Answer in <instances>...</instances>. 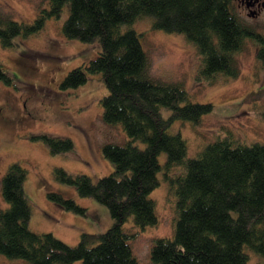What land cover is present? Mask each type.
Returning <instances> with one entry per match:
<instances>
[{
    "label": "trees",
    "instance_id": "trees-1",
    "mask_svg": "<svg viewBox=\"0 0 264 264\" xmlns=\"http://www.w3.org/2000/svg\"><path fill=\"white\" fill-rule=\"evenodd\" d=\"M64 7L68 12L63 34L86 42L96 40L100 51L86 65L68 71L61 86L77 87L86 82L88 73L99 74L107 90L99 100L101 118L121 125L129 138L102 145V154L113 169L95 181L63 168H56L55 173L75 185L80 195L105 204L112 223L104 231L82 232L76 244L50 232L32 231L24 191L27 170L14 161L0 179L1 194L8 204L0 208V253L32 264H74L76 260L139 264L130 244L133 233L125 230L124 222L129 216L140 227L156 222L149 193L158 185V172L163 169L177 196V214L173 235L153 241L151 264H249L244 247L264 262V143L245 144L227 135L187 157L185 140L168 128L178 118L197 122L213 105L189 101L180 83L150 76L147 54L131 23L150 16L154 28L183 33L201 54L200 72L208 78L217 72L238 74L236 52L246 38L257 45L256 56L264 66V34L240 18L233 0H49V7L42 8L32 22L0 11L1 45H11L17 34L40 30L48 17H59ZM0 80L13 82L1 62ZM163 107L170 110L168 116H163ZM39 137L52 153L73 146L69 138ZM160 152L166 153L163 164L158 161ZM175 166L180 170L170 174ZM47 195L66 209L84 211L57 191Z\"/></svg>",
    "mask_w": 264,
    "mask_h": 264
},
{
    "label": "rangeland",
    "instance_id": "rangeland-1",
    "mask_svg": "<svg viewBox=\"0 0 264 264\" xmlns=\"http://www.w3.org/2000/svg\"><path fill=\"white\" fill-rule=\"evenodd\" d=\"M49 0H0V11L12 18L32 22ZM240 18L264 34V8L257 16L239 7ZM238 14V8H235ZM64 7L59 17H48L43 27L31 34H17L13 43H0V62L10 71L13 82L0 80V179L10 163L19 162L27 170L24 191L30 204L28 226L35 232H50L68 244H76L82 232L97 233L112 223L108 207L92 196L80 195L73 184L56 176L63 168L72 174H85L93 181L109 174L112 162L102 154L105 142L122 143L129 137L121 125L102 120L100 98L106 88L100 75L88 73L85 83L64 88L61 81L72 68L86 65L100 51L98 41L68 38L62 32L67 16ZM147 54V73L167 82L180 83L192 102L212 103L210 111L197 122L174 119L168 131L180 133L186 143L187 157L196 156L218 137L230 136L241 143H264V66L256 56L257 45L246 38L236 52L239 72L236 76L215 73L208 78L200 72L202 56L195 44L181 32L152 26V18L143 16L131 23ZM170 110L162 108L163 116ZM50 134L69 138L71 149L52 153L39 137ZM140 147L144 142L136 141ZM166 153L160 152L163 164ZM175 166L169 170L174 174ZM158 185L149 193L154 201L156 222L136 226L132 216L124 222L133 233L132 251L139 264H151L150 248L157 237H171L176 218L177 196L163 169ZM57 191L72 198L83 212L66 209L47 195ZM8 204L0 190V208ZM249 264L260 262L251 248L244 247ZM0 264H32L22 257L0 253ZM74 264H83L81 260Z\"/></svg>",
    "mask_w": 264,
    "mask_h": 264
},
{
    "label": "flooded vegetation",
    "instance_id": "flooded-vegetation-1",
    "mask_svg": "<svg viewBox=\"0 0 264 264\" xmlns=\"http://www.w3.org/2000/svg\"><path fill=\"white\" fill-rule=\"evenodd\" d=\"M234 9L237 7L240 11V6L245 8L246 13L251 16H257L264 8V0H233ZM241 11L238 15H241Z\"/></svg>",
    "mask_w": 264,
    "mask_h": 264
}]
</instances>
